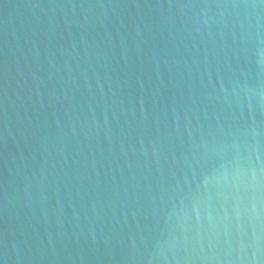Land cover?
<instances>
[{"label": "water", "instance_id": "obj_1", "mask_svg": "<svg viewBox=\"0 0 264 264\" xmlns=\"http://www.w3.org/2000/svg\"><path fill=\"white\" fill-rule=\"evenodd\" d=\"M0 264H264V0H0Z\"/></svg>", "mask_w": 264, "mask_h": 264}]
</instances>
